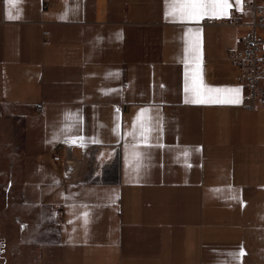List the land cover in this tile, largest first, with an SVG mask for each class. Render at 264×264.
I'll return each mask as SVG.
<instances>
[{
  "label": "crops",
  "instance_id": "0c3cea01",
  "mask_svg": "<svg viewBox=\"0 0 264 264\" xmlns=\"http://www.w3.org/2000/svg\"><path fill=\"white\" fill-rule=\"evenodd\" d=\"M252 1L0 0V117L21 129L38 226L28 264H264V107L239 109L226 57ZM192 2L218 6L168 15ZM209 88L241 102H185Z\"/></svg>",
  "mask_w": 264,
  "mask_h": 264
},
{
  "label": "rangeland",
  "instance_id": "374dc122",
  "mask_svg": "<svg viewBox=\"0 0 264 264\" xmlns=\"http://www.w3.org/2000/svg\"><path fill=\"white\" fill-rule=\"evenodd\" d=\"M21 138L20 127L0 117V264H28L38 229L36 217L21 200Z\"/></svg>",
  "mask_w": 264,
  "mask_h": 264
},
{
  "label": "built area",
  "instance_id": "2783aa9c",
  "mask_svg": "<svg viewBox=\"0 0 264 264\" xmlns=\"http://www.w3.org/2000/svg\"><path fill=\"white\" fill-rule=\"evenodd\" d=\"M245 10L253 14V23L242 42L244 50H229L227 59L238 70V81L246 89V98L249 104L240 107V110H252L256 102L264 107V0H253L244 5ZM224 25H244L242 13H232L221 21ZM261 31V33H260Z\"/></svg>",
  "mask_w": 264,
  "mask_h": 264
},
{
  "label": "snow or ice",
  "instance_id": "6c2138e0",
  "mask_svg": "<svg viewBox=\"0 0 264 264\" xmlns=\"http://www.w3.org/2000/svg\"><path fill=\"white\" fill-rule=\"evenodd\" d=\"M10 4H12L13 6H16L20 3V0H9ZM217 4H213L211 6L206 5L204 3H197V2H192V3H183V4H176V5H170V10L168 15H173L172 12V8L176 7L179 8L181 10V14H187L190 18H195V19H199L201 18L205 12L204 9L208 8V7H212L215 8L217 7ZM220 7L226 9L228 7L227 4V0H224V3L222 5H219ZM184 10H188L187 13H185ZM226 12H222L220 14H216L213 13L212 15L215 18H219L220 15H226ZM18 15L13 16L12 14H9V19H17ZM208 93H215L216 95H209L207 97H197L195 99L192 100H187L186 99V103H208V104H237L241 102V97H240V89L236 88V89H212L209 88L206 90ZM225 94L223 96H221V94ZM85 224L88 223V219H87V213L85 214Z\"/></svg>",
  "mask_w": 264,
  "mask_h": 264
},
{
  "label": "bare ground",
  "instance_id": "6f19581e",
  "mask_svg": "<svg viewBox=\"0 0 264 264\" xmlns=\"http://www.w3.org/2000/svg\"><path fill=\"white\" fill-rule=\"evenodd\" d=\"M242 85V84H241ZM243 86V85H242Z\"/></svg>",
  "mask_w": 264,
  "mask_h": 264
}]
</instances>
